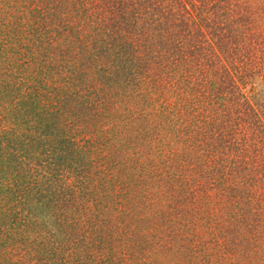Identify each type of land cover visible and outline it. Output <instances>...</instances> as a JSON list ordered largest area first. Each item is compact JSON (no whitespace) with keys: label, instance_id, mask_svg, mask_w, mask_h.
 <instances>
[{"label":"trees","instance_id":"1","mask_svg":"<svg viewBox=\"0 0 264 264\" xmlns=\"http://www.w3.org/2000/svg\"><path fill=\"white\" fill-rule=\"evenodd\" d=\"M0 264H264V0H0Z\"/></svg>","mask_w":264,"mask_h":264}]
</instances>
